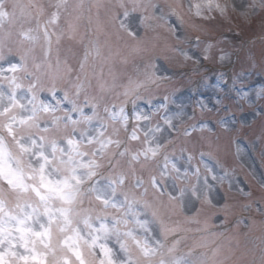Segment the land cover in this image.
Instances as JSON below:
<instances>
[{
  "label": "snow or ice",
  "instance_id": "snow-or-ice-1",
  "mask_svg": "<svg viewBox=\"0 0 264 264\" xmlns=\"http://www.w3.org/2000/svg\"><path fill=\"white\" fill-rule=\"evenodd\" d=\"M103 7L96 4L97 16ZM150 8H157L151 0H116L105 11L138 51L135 29L155 18L143 15ZM227 8L219 0H199L190 11L206 19L205 10L224 15ZM79 9L82 3L69 0H0V264H209L192 249L177 254L179 241L166 244L174 229L159 219L154 200L166 194L182 209L211 204L210 179L223 178L203 159L210 153L193 163L187 149L179 157L169 151L172 118L151 123L155 113L168 110L169 96L151 111L140 108L147 86L166 79L155 65H145L142 78H130L120 91L102 70L97 76L102 48L98 39H78ZM64 40L70 43L62 48ZM207 51L203 59H209ZM147 103L153 104L150 94ZM193 177L195 183H188ZM149 187L153 200L146 198Z\"/></svg>",
  "mask_w": 264,
  "mask_h": 264
},
{
  "label": "rangeland",
  "instance_id": "rangeland-1",
  "mask_svg": "<svg viewBox=\"0 0 264 264\" xmlns=\"http://www.w3.org/2000/svg\"><path fill=\"white\" fill-rule=\"evenodd\" d=\"M27 1L29 0H19L20 3ZM13 2L15 0H7L9 5ZM151 2L156 4L157 8H150L143 15L155 18L146 20L139 25L138 29H135L139 33L138 47L140 50L137 51L134 50L137 47L136 41L117 32L116 28L108 23L109 16L105 10L114 5L116 0H69L72 5L82 3V9L78 10L80 12L78 39L82 37L85 43L90 39H98L103 57H107V59L102 57L95 62L97 76L102 70L103 78L109 83L114 79L117 86L116 91H120L128 85L130 78L133 80L138 77L142 78L141 73L145 65L148 64L155 65L157 75L166 78L157 84L148 85L145 99L138 103L141 109L148 112L153 110L164 96L170 97L171 102L168 104V110L161 109L160 112L155 113L151 123L163 124L162 115L170 116L172 123L176 126L172 139L176 138L175 135L183 138L189 137L185 141L181 138L179 147L177 150L174 149L175 156L181 155L180 149L183 148L181 147L183 144L186 147L184 149L195 155L196 159L193 163H198L201 157L196 152L197 144L200 143L201 149H211L212 151L214 149L224 158L225 163L223 160L220 163L209 155H205L203 158L213 168L214 174L223 178L216 181L210 179V183L214 185L210 192L211 204L197 202L193 208L182 209L178 203L169 201L165 194L157 196L154 200L158 216L162 218L167 214L169 217L178 213L173 221L160 220L168 227L173 228L174 231L182 230L179 232H183L185 237L188 224L193 219L192 214L195 213L198 203H200L202 211L198 214L199 227L197 231L211 227L210 224H216L220 229L225 228V222H222L213 210L220 207L223 201V192L227 190L232 195L229 200L231 214L236 211L242 213L237 220L243 227L247 225L246 218L250 217L253 228H255L258 218L252 215L261 213L264 217V207L258 203L259 199L264 201L263 189L260 191V188H264V146L261 147L262 152H260L259 158L255 155L259 154L257 149L259 139L264 143V129L261 133V130L258 129L260 125H256V128L252 130L256 137L249 139V143L241 139L240 136L246 134L245 125L256 117H260L261 112L264 111V95H257L264 89V77L261 78L257 74L258 69L256 68H261L264 72V7L259 6L261 0H219L222 5L228 6L227 12L221 15L215 10L212 12L205 10L206 19L196 17L190 11L192 3L199 2V0H151ZM97 3L105 6L99 9V16H97ZM253 3L256 7H248ZM91 5L95 6L94 10L90 8ZM169 6L175 9V13ZM86 13H90L88 19H85ZM135 15L139 17L141 13L138 12ZM180 17L183 18V23ZM90 19L91 24L89 23ZM97 24H99V30H97ZM27 26L25 25V27ZM197 37H199V41H197ZM12 39H16L15 35ZM69 43L64 40L61 42V47H67ZM241 44L249 46L241 51L239 50L243 47H240ZM80 47L78 44L74 45L76 51H79ZM206 48L209 59H203ZM181 49L186 51L192 59L186 60L181 54ZM36 52L39 54V47ZM222 55L224 56L223 60L220 58ZM237 55L243 58L240 64L243 62L244 66L250 68L249 70L256 69V71L240 74L238 67L234 66ZM158 56L160 57L157 59ZM244 58L247 59L243 61ZM72 62L75 63L74 60ZM208 64H212L213 68ZM91 71L92 69L89 67V75H91ZM230 72H232V76L229 74ZM225 78L230 80L229 87L222 86ZM93 84H95V80ZM237 84L240 85L238 91H236ZM243 85L244 87H241ZM90 91L93 94L96 93L95 88ZM149 94L153 101L152 105L147 103ZM44 95L47 96V94ZM226 98L231 99L230 108L234 113H228L230 110H227L226 107L223 110L226 105L223 106V100ZM201 104L205 107L201 108ZM262 122L264 123V121ZM202 125L206 126L202 127ZM216 127L221 129L222 137L220 135V140L215 141L212 134ZM237 127L240 128V131L237 130ZM186 129L187 135L185 134ZM121 134L124 135L123 132ZM137 146L135 143L132 144L133 148ZM160 159L162 160V157ZM178 164L188 166L184 160H180ZM136 167L139 171L140 165L137 164ZM201 172L203 173L202 165ZM143 174L147 177V170H144ZM168 183L170 185L171 181ZM188 183H195V178L193 177ZM177 186L185 187L186 183L178 181ZM149 190L153 195L147 199L153 200L156 194L150 187ZM251 190L255 197L260 195L259 199L255 200L257 201L255 205L252 204L254 196L251 195ZM247 210L251 211L247 213ZM193 222L195 223L197 220L195 219ZM178 223H182V226H176ZM152 227L158 238H161L159 237V225L153 224ZM241 229L240 227L238 231L234 230L229 240L217 242L215 255L213 252L211 253V257L217 263L245 264L249 260L250 253L244 252L242 247L246 235ZM208 236L210 237L205 243L216 240L213 239L214 236ZM195 244H203V237L196 239L193 245ZM248 247L250 251L255 250L254 245H248ZM196 256L199 255L196 254ZM205 258L209 263L213 262L207 256ZM261 260L258 264H261Z\"/></svg>",
  "mask_w": 264,
  "mask_h": 264
}]
</instances>
